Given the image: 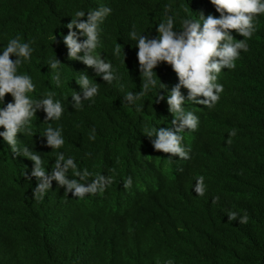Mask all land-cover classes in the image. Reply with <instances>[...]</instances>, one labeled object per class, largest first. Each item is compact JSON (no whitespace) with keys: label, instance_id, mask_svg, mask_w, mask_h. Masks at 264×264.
I'll return each instance as SVG.
<instances>
[{"label":"trees","instance_id":"trees-1","mask_svg":"<svg viewBox=\"0 0 264 264\" xmlns=\"http://www.w3.org/2000/svg\"><path fill=\"white\" fill-rule=\"evenodd\" d=\"M102 4L112 12L100 25L97 52L111 60L121 77L112 85L94 66L69 60L60 35L68 33L65 25L75 11L87 13ZM166 12L175 16L177 28L186 16L219 15L210 0H0V50L17 34L33 41L30 60L19 69L36 85L29 95L42 98L55 92L65 105L60 121H46V113L37 110L33 134L18 133V140L38 152L50 171L55 153L39 131L48 123L59 124L65 138L61 150L76 158L78 168L113 176L104 192L84 199L65 193L66 186L53 180L37 200L34 162L12 152L0 137V264H164L168 259L173 264H264V15L256 20L236 67L218 74L224 91L215 106L186 102L199 123L183 134L190 158L181 159L154 149L142 132L145 125L174 128L166 100H155L160 81L164 93L179 83L171 66L162 62L156 67L157 87L141 98V112L123 98L124 92L140 91L142 83L138 47L128 33L135 24L137 31L154 38ZM55 57L61 61L59 88L46 63ZM79 72L99 85L95 103L85 101L76 110L70 94L80 92L74 79ZM181 92L187 101L188 90ZM11 100L6 94L5 103ZM92 129L94 140L89 139ZM128 176L132 184L124 189ZM198 176L205 178L203 196L192 189ZM228 211L238 216L229 220ZM244 214L247 223L240 222Z\"/></svg>","mask_w":264,"mask_h":264},{"label":"clouds","instance_id":"clouds-1","mask_svg":"<svg viewBox=\"0 0 264 264\" xmlns=\"http://www.w3.org/2000/svg\"><path fill=\"white\" fill-rule=\"evenodd\" d=\"M210 3L215 12L219 13L218 16L211 13L205 15L204 12H200L197 18L186 16L180 20V27L177 28L174 26L175 16L166 12L165 18L158 23V35L154 38L146 37L144 32L137 31L135 24L128 33L138 47L136 57L142 83L140 91L124 92L123 98L129 101L127 104L133 105L137 112H141L145 107V101L141 98L157 87L156 67L162 62L171 66L179 78V83L164 93L160 90L166 89V85L160 81L155 100L157 103L166 100L168 111L173 117L170 123L174 128L145 125L142 132L150 138L154 149L178 154L181 159L190 158V149L183 144V134L195 130L199 123V117L193 111L186 110V102L207 105L209 109L215 106L224 91V85L217 82L218 74L225 67H236L235 62L240 57L241 50H248V40L256 31V20L264 15V0H210ZM111 12L112 8L103 4L88 10L87 13L77 10L71 21L65 25L69 29L68 33L60 34L67 47L68 59L82 61L86 66H94L96 74L102 76L108 85L121 79L111 60L106 62L97 52L100 25ZM85 16L86 19H80ZM231 30L242 34L244 39L234 38ZM32 44L33 41H24L17 34L9 38L0 50V126L4 128L0 131V137H3L12 152H19L34 162L31 175L38 181L33 189L35 199L39 200L45 195L53 180L57 181L59 186H66L65 193L72 192L73 197L79 199H84L86 194L102 193L106 186L112 183L113 176L93 174L87 168H78L76 158L61 150L65 138L63 128L59 124L53 126L48 123L47 127L39 131L40 135L46 138L45 144L55 153L50 171L49 167L44 166L38 152L31 151L18 140V133L26 136L33 134L31 124L37 110L46 113V121H60L65 110V105L60 98H56L55 92H46L39 96L42 98L29 95L36 85L31 75L19 69L30 60L34 51ZM119 46L120 44L115 46L116 53L119 52ZM13 54L16 57L14 60L11 58ZM46 63L50 72L54 73L51 79L55 86L61 87V61L55 57ZM79 73L74 79L80 86V92L73 90L70 94L76 110L82 109L85 101L95 103L99 85L91 82L86 73ZM120 88L123 89L124 85L121 84ZM181 88L188 90L187 101ZM6 94H11L12 97L7 103ZM200 94L205 99L198 100ZM67 97L65 96L64 100H67ZM228 134L227 143L230 144V137L236 134L235 129ZM89 139H95V129H92ZM89 177L92 178L89 180ZM204 179L203 176H198L195 178V185H192L198 196H203L206 192ZM131 184V176L123 180L124 189H128ZM218 200V196L214 197L213 203ZM227 214L229 220L238 216L236 211H228ZM240 222H248L247 214L240 215ZM164 264H173V260L168 259Z\"/></svg>","mask_w":264,"mask_h":264},{"label":"bare ground","instance_id":"bare-ground-1","mask_svg":"<svg viewBox=\"0 0 264 264\" xmlns=\"http://www.w3.org/2000/svg\"><path fill=\"white\" fill-rule=\"evenodd\" d=\"M4 28V27H3ZM67 34V33H66ZM38 37V36H37ZM37 75V74H36Z\"/></svg>","mask_w":264,"mask_h":264}]
</instances>
